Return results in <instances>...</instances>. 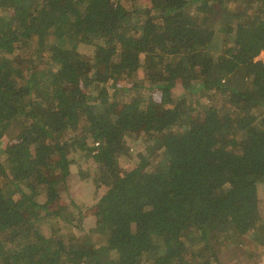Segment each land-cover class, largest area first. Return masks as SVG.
Instances as JSON below:
<instances>
[{"label": "trees", "instance_id": "trees-1", "mask_svg": "<svg viewBox=\"0 0 264 264\" xmlns=\"http://www.w3.org/2000/svg\"><path fill=\"white\" fill-rule=\"evenodd\" d=\"M220 1L124 13L109 0H0V140L17 131L0 146V264L264 257V0ZM131 102L147 113L113 108ZM128 138L142 141L130 172ZM79 154L107 217L96 247L69 191Z\"/></svg>", "mask_w": 264, "mask_h": 264}, {"label": "rangeland", "instance_id": "rangeland-1", "mask_svg": "<svg viewBox=\"0 0 264 264\" xmlns=\"http://www.w3.org/2000/svg\"><path fill=\"white\" fill-rule=\"evenodd\" d=\"M150 0H109L110 3H112L114 6L116 3H119L120 6L122 7V12L128 13L134 9V6L136 5L137 2H141L143 5H150L149 3ZM216 5L219 6V4H222L220 0H214ZM257 58V57H256ZM144 73H145V61L140 60L137 70H136V76L135 79L138 82H143L144 79ZM118 80H116L117 82ZM119 81L118 83H120ZM111 83V82H110ZM131 80L129 79L126 84L131 85ZM126 86V85H125ZM150 93L149 96H153L152 99L154 101L159 100V94L155 93L152 94ZM137 104L135 102L131 103H123V104H115L113 107L116 112H124L126 110H130L134 113V116H143L144 114L147 113V108L141 107V106H136ZM161 106L158 107V110H160ZM204 119V118H203ZM205 125L204 120H201L199 127L203 128ZM204 133H205V141L204 144L212 143L213 137H212V132L204 128ZM17 133L16 127H12L8 133L3 135V138L0 140V146L4 147L8 142H10L13 138V136ZM127 145L130 148L129 154L123 158V163H124V169L128 172L132 171L135 166V160L134 156L136 155L137 152L141 150L142 146V141L141 138L137 139H127ZM84 153V156L88 157L87 149L84 148L82 150ZM70 174H69V191L75 201V203L79 206L82 207L83 211L85 212V220H84V232L87 233V235L92 238L93 246L96 247L100 244L105 243V238L104 235L102 234V228H106L107 225L104 223L105 219H107L105 215V208L103 207L102 204H100L97 199H95L96 196V191L93 183L91 182V178L89 177V171L90 167L87 164V161L84 160L81 156L79 155H74L70 157V166H69ZM10 175L12 174L9 172ZM53 207L56 209L60 210L59 207H62L64 203L60 201H55L53 204ZM17 219V218H16ZM20 219V218H19ZM17 219V220H19ZM37 229L44 235H49L50 233V227L47 224L41 223L37 226ZM77 235L81 234V232H76ZM248 240H244L243 242H247ZM92 247V246H91ZM89 248L86 252L87 256H91L93 253V247ZM247 252H249V248H246ZM234 251V250H232ZM233 253L229 252L227 253L223 258L222 262L223 264H231ZM255 259L257 261V264H264V257L262 255H256Z\"/></svg>", "mask_w": 264, "mask_h": 264}, {"label": "built area", "instance_id": "built-area-1", "mask_svg": "<svg viewBox=\"0 0 264 264\" xmlns=\"http://www.w3.org/2000/svg\"><path fill=\"white\" fill-rule=\"evenodd\" d=\"M256 61H260L262 62V64H264V51H260L259 55L257 56V58H255Z\"/></svg>", "mask_w": 264, "mask_h": 264}]
</instances>
